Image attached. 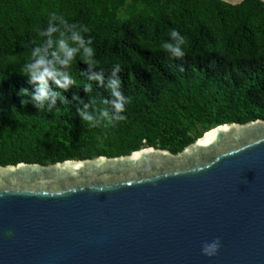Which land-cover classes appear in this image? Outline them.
Returning <instances> with one entry per match:
<instances>
[{
	"label": "trees",
	"instance_id": "16d2710c",
	"mask_svg": "<svg viewBox=\"0 0 264 264\" xmlns=\"http://www.w3.org/2000/svg\"><path fill=\"white\" fill-rule=\"evenodd\" d=\"M51 12L89 29L82 34L92 38L93 71L103 69L105 86L81 74L87 65L77 55L68 69L75 83L58 89L66 99L37 109L19 94L34 90L20 68L46 39L38 30L48 27ZM173 29L186 40L182 58L161 47L174 42ZM116 64L126 119L92 126L77 110L88 103L94 119L114 111L103 100L111 99L106 84ZM257 118L264 119L261 0H0L2 165L126 155L144 146L177 153L212 127Z\"/></svg>",
	"mask_w": 264,
	"mask_h": 264
},
{
	"label": "water",
	"instance_id": "95a60500",
	"mask_svg": "<svg viewBox=\"0 0 264 264\" xmlns=\"http://www.w3.org/2000/svg\"><path fill=\"white\" fill-rule=\"evenodd\" d=\"M0 264H264V119L177 153L0 164Z\"/></svg>",
	"mask_w": 264,
	"mask_h": 264
},
{
	"label": "clouds",
	"instance_id": "9594fccd",
	"mask_svg": "<svg viewBox=\"0 0 264 264\" xmlns=\"http://www.w3.org/2000/svg\"><path fill=\"white\" fill-rule=\"evenodd\" d=\"M88 31L86 26H80L78 29L76 24H69L56 12L49 13L48 27L38 30V35L46 39L36 43V46L32 48L30 58L20 68L21 74L29 77L28 82L34 85V90L29 92L27 88H22L19 94L30 96L37 109L43 108L46 102L51 108L55 105L57 98H61L63 102L66 98L58 89L67 91L69 86L75 83L68 69L77 55L87 65V70H82L81 74L86 76L88 81H96L101 86H105L103 69L93 71L99 62L94 59L95 52L91 47L92 38L86 39L82 34ZM56 33L58 36H54ZM170 36L174 42H164L161 45L162 49L175 58H182L185 55L182 48L186 44L185 38L174 29L170 32ZM119 72L120 65L116 64L106 84L107 89L110 90L111 99L103 100V103L110 104L114 111L110 113L109 109H102L99 111V118L94 119L93 115L87 111L90 105L84 103L83 107L77 110L81 120L90 122L92 126H98L102 119L106 121L105 127H107L109 124L114 125L115 122L126 119L122 113L128 98L120 91ZM50 81L56 86L55 89L50 85ZM83 90L85 93L90 92L92 84L86 83ZM21 103L24 104L27 101L22 100ZM220 246V238L217 237L211 242H204L201 245V252L211 257L217 254Z\"/></svg>",
	"mask_w": 264,
	"mask_h": 264
}]
</instances>
